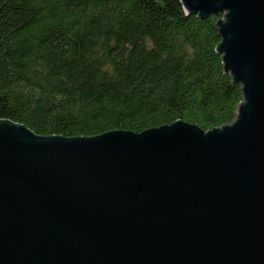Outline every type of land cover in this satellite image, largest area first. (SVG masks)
<instances>
[{
	"label": "water",
	"instance_id": "1",
	"mask_svg": "<svg viewBox=\"0 0 264 264\" xmlns=\"http://www.w3.org/2000/svg\"><path fill=\"white\" fill-rule=\"evenodd\" d=\"M181 1L219 15L234 120L68 136L0 118V264H264V0Z\"/></svg>",
	"mask_w": 264,
	"mask_h": 264
},
{
	"label": "trees",
	"instance_id": "2",
	"mask_svg": "<svg viewBox=\"0 0 264 264\" xmlns=\"http://www.w3.org/2000/svg\"><path fill=\"white\" fill-rule=\"evenodd\" d=\"M218 17L181 0H0V118L68 136L229 123L244 95Z\"/></svg>",
	"mask_w": 264,
	"mask_h": 264
}]
</instances>
